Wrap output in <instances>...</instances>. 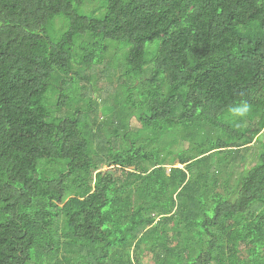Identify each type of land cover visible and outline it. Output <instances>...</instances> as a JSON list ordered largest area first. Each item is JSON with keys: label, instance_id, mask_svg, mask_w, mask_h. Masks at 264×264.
Listing matches in <instances>:
<instances>
[{"label": "trees", "instance_id": "16d2710c", "mask_svg": "<svg viewBox=\"0 0 264 264\" xmlns=\"http://www.w3.org/2000/svg\"><path fill=\"white\" fill-rule=\"evenodd\" d=\"M92 1L0 0V264H264V0Z\"/></svg>", "mask_w": 264, "mask_h": 264}, {"label": "rangeland", "instance_id": "374dc122", "mask_svg": "<svg viewBox=\"0 0 264 264\" xmlns=\"http://www.w3.org/2000/svg\"><path fill=\"white\" fill-rule=\"evenodd\" d=\"M105 3L102 1V0H94L92 2H87L81 9H80V13L81 15L85 16V17H88V18H91V17H97V18H101L104 16L105 14ZM63 24L65 25V22L63 20L62 17H58L54 23H52L49 27V36L51 37V39H56L60 34L61 32L63 31ZM124 52V50H123ZM111 54H116V56H120L122 54V51L118 50L117 48L116 49H111ZM112 59V57L109 55L108 57V61H110ZM115 64H122L123 61H120V60H116L114 61ZM103 79H101V81L98 83V87L101 88V90H99V92H97L96 94H94V98L95 101L97 102V108H96V115H92L91 114V118L96 120L97 119V124L98 126H100L101 124L102 125V135L104 137H101V138H104L103 140H100V142H104L106 141V137L108 135L109 132H107L108 128L105 126L106 124H104L105 122H107L110 118L109 115L105 116L104 114H102V111H103V107L105 106H108L110 105L114 98H115V95L117 93V89H118V81H117V78H104L102 77ZM96 77H92L91 81L93 82V85L95 84L96 82ZM86 84V82L84 81L82 85ZM84 99L86 100L89 96H90V93L89 91H85L84 92ZM87 103V102H85ZM85 103H84V100L81 102V107H85ZM108 124V123H107ZM172 135V134H171ZM170 135V136H171ZM106 136V137H105ZM175 136V137H174ZM180 133L177 134H174L172 135L171 137L174 139V140H177V145L175 147L176 151L179 152L181 150H184L185 148L188 147V144L187 142L183 143L181 137H180ZM251 161V159H249V162ZM174 168H183V167H180V166H175ZM105 171H108V172H111V173H114V168H110L108 169L107 167H104L103 168ZM167 170L170 171V168L168 167ZM146 263V262H145Z\"/></svg>", "mask_w": 264, "mask_h": 264}, {"label": "clouds", "instance_id": "9594fccd", "mask_svg": "<svg viewBox=\"0 0 264 264\" xmlns=\"http://www.w3.org/2000/svg\"><path fill=\"white\" fill-rule=\"evenodd\" d=\"M249 109H250V106L248 105V103L243 102V103L237 104L233 106L232 108H230V111L236 117H244L249 112Z\"/></svg>", "mask_w": 264, "mask_h": 264}]
</instances>
